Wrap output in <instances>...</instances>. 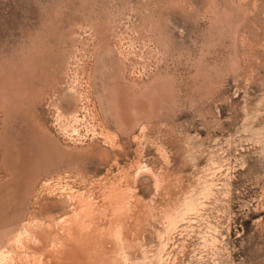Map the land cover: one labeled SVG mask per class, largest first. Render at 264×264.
<instances>
[{
    "label": "rangeland",
    "instance_id": "obj_1",
    "mask_svg": "<svg viewBox=\"0 0 264 264\" xmlns=\"http://www.w3.org/2000/svg\"><path fill=\"white\" fill-rule=\"evenodd\" d=\"M0 264H264V0H0Z\"/></svg>",
    "mask_w": 264,
    "mask_h": 264
},
{
    "label": "bare ground",
    "instance_id": "obj_2",
    "mask_svg": "<svg viewBox=\"0 0 264 264\" xmlns=\"http://www.w3.org/2000/svg\"><path fill=\"white\" fill-rule=\"evenodd\" d=\"M73 198V197H72ZM88 209V208H87ZM84 210H86V209H84Z\"/></svg>",
    "mask_w": 264,
    "mask_h": 264
}]
</instances>
